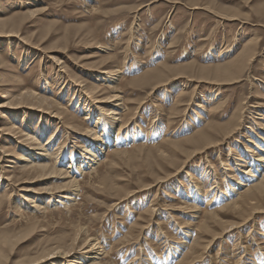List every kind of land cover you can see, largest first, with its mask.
I'll return each instance as SVG.
<instances>
[{
    "label": "rangeland",
    "instance_id": "rangeland-1",
    "mask_svg": "<svg viewBox=\"0 0 264 264\" xmlns=\"http://www.w3.org/2000/svg\"><path fill=\"white\" fill-rule=\"evenodd\" d=\"M248 43L254 58L239 78L214 80ZM159 65L189 66L144 82ZM262 88L264 0H0V104H15L0 116V264H49L58 249L73 256L55 262L73 264L89 241L104 248L98 264H264V213L227 205L263 179ZM116 90L132 122L122 130L99 116ZM213 122L209 140L197 139ZM27 134L51 146L50 168L77 188L23 167L38 147ZM105 134L111 149L83 159Z\"/></svg>",
    "mask_w": 264,
    "mask_h": 264
},
{
    "label": "bare ground",
    "instance_id": "bare-ground-1",
    "mask_svg": "<svg viewBox=\"0 0 264 264\" xmlns=\"http://www.w3.org/2000/svg\"><path fill=\"white\" fill-rule=\"evenodd\" d=\"M201 7V6H200ZM202 8V7H201ZM193 9H197V7H194ZM228 16V15H227ZM234 16V15H233ZM232 17V16H231ZM238 17V16H237ZM225 18V17H224ZM223 19V18H222ZM130 37V36H129ZM122 38V37H121ZM249 42V41H248ZM248 45V47H247V49H246V47H245V49L246 50H243V53H241L240 54V56L237 58V60L235 59V61L233 60V62L232 63H226L227 65L226 66H216V72L217 73H215L216 74V77H221L222 76V78H215L214 80H216L217 79V81H220V80H222V81H220V82H222V83H224V80L226 81V83H227V81L228 80H236L237 79V77L239 78V76H240V73L239 72H241L240 70L242 69V70H245L244 69V66H248L247 64L249 63V62H252V60H253V58H254V51L256 50V47H255V50H254V48L253 47H249V43L247 44ZM246 46V45H245ZM125 48H126V46H125ZM160 67H161V65H159ZM189 66V65H188ZM188 66H180V68H172V67H167V66H162L161 68H158L157 66V70H152V71H150V72H148V74L145 76V78H144V82H150V80H151V83H152V80L154 81V83H157V84H163L164 82H163V80H164V78H166V79H170V78H168L169 76H170V74H174V73H177V75H180V74H182V75H180V76H183V75H186L185 74V71L188 69ZM201 69H203L202 70V72L203 71H205V72H210L209 70H205V69H211V67H207V68H205V67H202L201 66ZM240 69V70H239ZM247 69V68H246ZM111 70H113V69H111ZM194 69L192 68V71H193ZM235 70H237L236 72H234ZM149 71V70H148ZM121 71H119L117 68L115 69V70H113V72H111L112 74H111V77L113 76H116V75H118L119 73H120ZM219 72V73H218ZM200 73H201V71H200ZM193 74V73H192ZM188 75V74H187ZM201 75V74H200ZM144 76V75H143ZM142 76V77H143ZM235 76H237L236 78H235ZM171 77V76H170ZM173 78V77H172ZM171 78V79H172ZM176 78V77H175ZM110 79V78H109ZM142 79V78H141ZM170 79V80H171ZM218 79H220V80H218ZM149 80V81H148ZM193 80V79H192ZM196 80V79H195ZM198 80V79H197ZM196 80V81H197ZM213 80V79H212ZM91 83V82H90ZM195 83V82H194ZM217 83V82H216ZM228 83H231L230 81L228 82ZM91 86V85H90ZM156 86V85H155ZM159 86H161V85H158V86H156V88H159ZM94 89V88H93ZM262 89H264V88H262ZM87 90H89V89H87ZM118 90V89H117ZM115 91V92H113V94L110 96V97H108V101H111V102H113V103H111V104H109L110 105V108L109 109H104L103 110V108L101 109V114H99V116L100 117H102L103 118V116L105 115V116H108L109 118H108V120H110V123L113 125L114 123H116L117 121H119V122H122V124H121V126L119 127V125H118V127L120 128V130H122V129H126V128H128L129 127V125H130V123H132L131 121H126V120H128V119H130V118H128V119H126L125 120V118L127 117H125L124 115L122 116L121 115V113H123L124 112V105L122 104V102H120V101H122V97H121V95L119 94V92L120 91ZM24 94H27V92H25V93H22L21 95H24ZM183 94H184V92H183ZM20 95V96H21ZM179 96V95H178ZM177 96V97H178ZM184 96V95H183ZM182 96V97H183ZM6 97V96H5ZM178 99H179V97H178ZM180 100V99H179ZM183 100V99H182ZM181 101V100H180ZM190 101V100H189ZM179 102V101H178ZM178 102H176V103H178ZM183 102V101H182ZM182 102H181V104H182ZM220 102V101H219ZM218 102V103H219ZM13 105H15V104H13V103H11L10 101L9 102H3L2 104H0V116L1 115H3V114H5V111H7V110H10V107H12ZM176 105H178V104H176ZM182 105H184V104H182ZM187 105V104H186ZM192 105V104H191ZM185 106V105H184ZM222 106H223V104H217V106H215L214 108H216V110L217 109H221L222 108ZM7 109H6V108ZM9 107V108H8ZM181 107V106H180ZM1 108H3V109H1ZM12 108H15V106H13ZM127 108V107H126ZM139 108V107H138ZM178 109H180L179 107H178ZM182 109H184V108H182ZM215 110V111H216ZM175 111V110H174ZM177 111V110H176ZM182 111V110H181ZM180 111V112H181ZM185 111V110H184ZM213 109H212V113H213ZM173 112V111H172ZM178 113H179V111H178ZM53 114V113H52ZM175 114V113H174ZM103 115V116H102ZM178 115V114H177ZM217 116V115H216ZM241 116V115H240ZM5 117V116H4ZM52 117H55V118H58V119H64V117H60V116H58V115H56L55 113H54V115L52 116ZM132 119V118H131ZM240 120V119H239ZM103 121V123H102V125H104L106 128H107V130H108V132H109V129H110V125H108V124H106L107 122H104L105 120H102ZM112 121V122H111ZM135 121V120H134ZM208 121V120H207ZM240 122V121H239ZM214 123L215 122H213V126L212 125H210L208 128L210 129V131H206L205 130V133H201L202 131H203V129H201L200 130V132L199 133H201L200 135H199V138H197V139H201V141L203 140H209V135L211 136V132L213 133V128L215 127L214 126ZM10 126H11V124H10ZM206 127V126H205ZM230 126H228V128H229ZM10 128H14V126L12 125V127H10ZM9 128V129H10ZM56 128L58 129V128H60L59 127V124L56 126ZM105 128V129H106ZM119 128H118V130H119ZM207 128V127H206ZM220 129H221V127H219ZM227 128V129H228ZM8 129V128H7ZM8 129V131H10ZM208 129V130H209ZM212 130V131H211ZM215 130V129H214ZM219 130V129H218ZM229 130H231V129H229ZM13 131V130H12ZM117 131V130H116ZM199 131V130H198ZM197 131V132H198ZM224 131V130H223ZM232 131H235V130H232ZM103 132H104V130H103ZM204 132V131H203ZM216 132H218V131H216ZM225 133H226V131H224ZM21 133V132H20ZM22 133H24V131L22 130ZM21 133V134H22ZM89 135L91 136V139H87V141L89 140V141H91L92 139L93 140H95L96 139V136L95 135H97L96 134V132H95V130H93V129H91L90 131H89ZM233 133V132H232ZM52 135H50V138H49V140H52L53 139V137H54V135H55V133L53 132V133H51ZM107 134V133H106ZM106 134H105V137H106ZM111 134V133H110ZM195 134H197V133H195ZM108 135V134H107ZM114 135V134H113ZM194 136V135H193ZM196 136V135H195ZM230 136H231V133H229V135H228V133L226 134V139H227V137L228 138H230ZM93 137V138H92ZM98 137V136H97ZM104 137V136H103ZM108 137V136H107ZM106 137V138H107ZM110 137V136H109ZM215 137V136H214ZM19 138V137H18ZM24 139V138H23ZM26 140H27V142L26 143H28V144H33L34 142H38L34 137H32V135H30V134H27V136H26V138H25ZM98 139H99V137H98ZM196 139V140H197ZM92 140V141H93ZM97 140V139H96ZM109 140L111 141V138H109ZM116 140V139H115ZM262 140V139H261ZM9 141V140H8ZM25 141V140H24ZM88 141V142H89ZM107 141H108V138H107ZM113 141V140H112ZM117 141V140H116ZM200 141V143L199 144H201L202 142ZM204 141V142H205ZM212 141V140H211ZM7 142V141H6ZM50 142V141H49ZM103 142V141H102ZM101 142V143H102ZM194 142H197V141H194ZM193 142V143H194ZM207 142V141H206ZM39 143V142H38ZM37 143V148H35V151H36V153H34V154H30V156H29V158H26L28 161L26 162V164H24L23 165V167L25 166V168L26 167H28V168H30V169H33V171H40L41 173L43 172L46 176L45 177H50V176H54V174H59L60 176H62V179L65 181L66 180V182L64 183V184H62V186L63 185H65L66 187H70L71 186V188H72V186H76V188H77V185L76 184H74L75 183V181H74V179H73V177L71 176V175H69V173H67L68 171H65V170H60V169H56V167H52V169L50 168V166H49V164L47 163V160H49L51 157H54L55 158V155L53 156V151H50L49 150V148L51 147H48V148H44L43 147V144L41 145L40 143L38 144ZM47 143V142H46ZM53 143V142H52ZM89 143H92V142H89ZM106 142H103V144L101 145V146H99L98 144V146L96 147L95 146V144H94V146L95 147H93V148H91V145L89 144V147H87L86 149H85V146L84 147H82V150L84 151V152H86L85 154H87L86 155V157L85 156H83V159L85 158V160L86 159H88V161L89 162H94V161H96V160H98L97 158H98V156L101 154L102 155V150L104 149L102 146H105L107 149H111V147H110V145H112V143L111 142H109L108 141V143H106ZM218 143V142H217ZM263 143V142H262ZM87 144V143H86ZM197 144V143H196ZM10 145V144H9ZM13 145V144H12ZM115 145V144H114ZM195 145V144H194ZM198 145V144H197ZM196 145V146H197ZM206 145V144H205ZM35 146V145H34ZM45 146V145H44ZM172 146V145H171ZM200 146V145H199ZM7 147V146H6ZM201 147H202V145H201ZM203 147H204V143H203ZM99 149L100 150V154L99 153H97V152H95V151H93V149ZM186 148V147H185ZM214 148V147H213ZM24 149V148H23ZM176 149V148H175ZM198 149V148H197ZM208 149V148H207ZM9 150V149H8ZM91 151H93V152H91ZM262 151H264V150H262ZM261 151V152H262ZM41 152V153H40ZM43 152V153H42ZM57 152V151H56ZM120 152V151H119ZM118 152V153H119ZM176 152V151H175ZM200 152V151H199ZM32 153H33V151H32ZM176 154H178V152L176 153ZM24 155V154H23ZM57 155V154H56ZM179 155V154H178ZM192 155V154H191ZM169 156V155H168ZM190 156V155H189ZM18 158L21 160V159H24L25 157L24 156H18ZM171 158V157H170ZM184 160V159H183ZM258 160H259V162L260 163H262L264 160L263 159H260V157L258 158ZM185 162V161H184ZM83 163V162H82ZM95 163V162H94ZM259 163V164H260ZM96 164V163H95ZM51 165V164H50ZM253 166L255 167V165L253 164ZM8 167H12V166H8ZM82 166H80V168H81ZM93 167V166H92ZM257 168L259 167V168H262L260 165H257L256 166ZM27 168V169H28ZM67 168V167H66ZM68 169H70V166L68 167ZM22 170H23V168H22ZM258 170V169H257ZM82 171V170H81ZM92 171V170H91ZM30 172V171H29ZM70 172V171H69ZM262 172H264V170L262 171ZM39 174V173H38ZM79 174V173H78ZM247 174L248 175H251V176H254V172L251 170V168H250V165H249V168H247L246 169V171H243L242 172V174H241V177H243V180H242V182L244 181V179L245 178H247ZM259 174H261L262 175V173H259ZM256 176V175H255ZM8 177V176H7ZM41 177H43V176H41ZM58 177V176H57ZM249 177V176H248ZM9 178V177H8ZM54 178V177H53ZM167 178V177H166ZM252 178V177H251ZM256 178V177H255ZM6 181H8L7 179H5ZM61 180V179H60ZM251 180V179H250ZM250 180H247V182L249 181L250 182ZM69 181V182H68ZM200 181V180H199ZM251 181H253V180H251ZM257 181V180H256ZM242 182H239L238 180L234 183V186L233 187H235V185H240V184H242ZM9 183V182H8ZM244 184V183H243ZM150 185V184H149ZM148 185V186H149ZM245 185V184H244ZM64 186V187H65ZM247 186V185H246ZM147 188V187H146ZM244 188V187H243ZM246 188V187H245ZM10 189V188H9ZM67 189V188H66ZM73 190V189H72ZM159 190V189H158ZM230 190H232V189H230ZM5 191V190H4ZM8 191V190H7ZM49 191L50 190H47V193H48V195H49ZM64 191H67V190H65V189H61L60 191H58L59 193H62V192H64ZM240 191V190H239ZM233 192V191H232ZM46 193V194H47ZM57 193V192H56ZM136 194V193H135ZM72 195H74V192H71V193H66V194H62V195H60V196H62V198H64V199H62V200H58V202H62L63 203V201L66 199L67 201L68 200H73L74 198L72 197ZM3 196V195H2ZM9 196V195H8ZM75 196V195H74ZM229 196V195H228ZM0 197H1V195H0ZM236 198L234 199L233 198V200L229 197V199L230 200H232L231 201V203L229 202V204H227L226 202V204L227 205H230L231 207L230 208H232V211H233V209H235L238 213L239 212H245V217L247 218V211H248V209H249V212H251L252 214H249L248 216H249V218H251V216L250 215H254V214H257V213H260L259 211H261V212H263L264 213V173H263V179L261 180V181H259V182H256V183H254V184H252V185H249V187H247V189H245L243 192H239L236 196H235ZM3 198V197H2ZM59 198H61V197H59ZM131 198V197H130ZM1 199V198H0ZM28 199V198H27ZM29 200V199H28ZM226 200H228V199H226ZM3 201V200H2ZM9 201V200H8ZM30 201H31V199H30ZM29 201V202H30ZM75 201V200H74ZM33 202V201H32ZM66 202V201H65ZM64 202V203H65ZM2 204V203H1ZM65 205V204H64ZM66 207V206H65ZM252 209L251 211H250V208ZM149 208V207H148ZM182 208V207H181ZM221 208V206L219 207V209ZM226 208H227V206H226ZM180 209V208H179ZM223 209H225V208H223ZM229 209V208H228ZM188 210H191V209H188ZM247 210V211H246ZM147 211H148V209H147ZM149 211H150V208H149ZM151 212H152V209H151ZM150 212V213H151ZM233 213H235V212H233ZM237 213V214H238ZM247 214V215H246ZM151 215V214H150ZM153 215V214H152ZM235 215V214H234ZM240 215H241V213H240ZM236 216V215H235ZM239 216V215H238ZM151 217V216H150ZM153 217V216H152ZM238 218H240V216L238 217ZM242 219H243V217H241ZM249 218L247 219V220H249ZM143 219V218H142ZM144 220V219H143ZM244 221V220H243ZM245 222H246V219H245ZM150 223V222H149ZM208 224H209V222H207ZM240 223H243V224H245L244 222H240ZM205 224V223H204ZM228 224V223H227ZM242 224V225H243ZM139 225V224H138ZM223 225V224H222ZM208 226V225H207ZM208 227H210V226H208ZM233 227V225L231 226H229V228H232ZM222 228H223V226H222ZM225 228V227H224ZM140 229H142V228H140ZM175 229V228H174ZM203 229H206V228H203ZM143 230V229H142ZM222 231H224V229L222 230ZM229 231V230H228ZM227 231V232H228ZM214 233V232H213ZM226 234V233H225ZM215 235H216V233H215ZM223 236V235H222ZM212 237H213V235H212ZM200 239V238H199ZM213 239H214V237H213ZM89 240V239H88ZM198 240V239H197ZM209 241V240H208ZM211 242H212V240H211ZM200 243H198V245H199ZM207 244V243H206ZM83 245V244H82ZM99 243L98 242H87V244L84 246V248H82V251L83 252H81L82 254H80L79 256H78V258H76V260H72L74 263L73 264H98L97 262H96V260H98L99 258H100V256L102 255V254H104V248H103V246L100 244L99 246ZM197 246V244H194V246H193V249L195 250L196 249V246ZM202 246L201 247H203V244H201ZM205 245V244H204ZM209 245V244H208ZM260 245V244H259ZM191 246V245H190ZM195 247V248H194ZM198 249L200 248L199 246L197 247ZM204 248H206V245H205V247ZM210 248V247H209ZM102 249V250H101ZM192 249V250H193ZM197 249V250H198ZM203 249V248H202ZM190 250V249H189ZM191 250V255H192V253L194 252V251H192ZM196 250V251H197ZM204 250H206V249H204ZM189 252V251H188ZM201 252H202V250H201ZM201 252H199V254L201 253ZM188 254V253H187ZM190 254V253H189ZM185 255H186V252H185ZM191 255H189V256H186V258L187 257H189L190 258V256ZM194 255H195V253H194ZM196 255H197V252H196ZM73 255H71V254H69V253H65L64 251H61V250H56L55 252L54 251H52L48 256H47V258L45 259V260H43L44 262L46 261L47 263H49V264H57L58 262H55V261H57V259H60V260H63V261H66L68 258H71ZM173 256V255H172ZM184 256V255H183ZM192 257V256H191ZM200 256H198V258H199ZM240 257V256H239ZM193 258V257H192ZM197 258V257H196ZM195 258V256H194V258L193 259H196ZM188 259V258H187ZM203 259V258H202ZM85 260V261H84ZM182 260H184V262H186L185 261V259H182ZM189 260V259H188ZM187 260V261H188ZM199 260V259H198ZM71 261V260H70ZM165 262V261H164ZM189 262V261H188ZM182 264H183V262H181ZM181 263H179V264H181ZM238 263V262H237ZM186 264H188V263H186Z\"/></svg>",
    "mask_w": 264,
    "mask_h": 264
}]
</instances>
